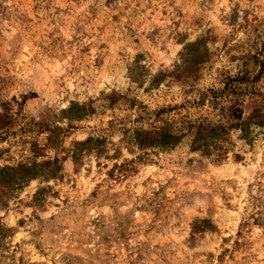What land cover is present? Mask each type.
<instances>
[{"label": "rangeland", "instance_id": "obj_1", "mask_svg": "<svg viewBox=\"0 0 264 264\" xmlns=\"http://www.w3.org/2000/svg\"><path fill=\"white\" fill-rule=\"evenodd\" d=\"M0 264H264V0H0Z\"/></svg>", "mask_w": 264, "mask_h": 264}, {"label": "trees", "instance_id": "obj_2", "mask_svg": "<svg viewBox=\"0 0 264 264\" xmlns=\"http://www.w3.org/2000/svg\"><path fill=\"white\" fill-rule=\"evenodd\" d=\"M192 129H194V137L192 140V145L193 148H202L204 150H207L208 148H216L217 142L221 140L220 138V133L221 131L223 132L224 128L221 125H216V126H210V123L204 121V122H199V124L196 125H191ZM153 133H146V138L149 139V137H154ZM155 135H160L156 133ZM166 138L167 141H170L169 135H162V138ZM180 140V137L178 138Z\"/></svg>", "mask_w": 264, "mask_h": 264}]
</instances>
